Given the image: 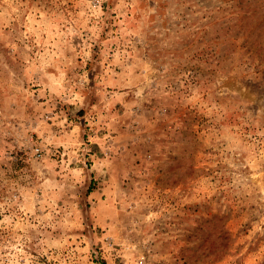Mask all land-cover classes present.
<instances>
[{"label":"rangeland","instance_id":"374dc122","mask_svg":"<svg viewBox=\"0 0 264 264\" xmlns=\"http://www.w3.org/2000/svg\"><path fill=\"white\" fill-rule=\"evenodd\" d=\"M0 264H264V0H0Z\"/></svg>","mask_w":264,"mask_h":264}]
</instances>
